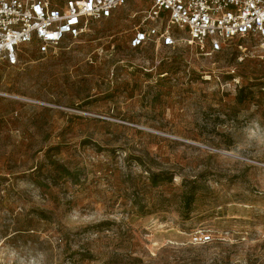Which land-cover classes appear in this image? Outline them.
<instances>
[{
  "label": "rangeland",
  "instance_id": "rangeland-1",
  "mask_svg": "<svg viewBox=\"0 0 264 264\" xmlns=\"http://www.w3.org/2000/svg\"><path fill=\"white\" fill-rule=\"evenodd\" d=\"M139 8L0 64V264H264V53L131 49Z\"/></svg>",
  "mask_w": 264,
  "mask_h": 264
},
{
  "label": "built area",
  "instance_id": "built-area-1",
  "mask_svg": "<svg viewBox=\"0 0 264 264\" xmlns=\"http://www.w3.org/2000/svg\"><path fill=\"white\" fill-rule=\"evenodd\" d=\"M129 2L140 5L129 14L139 18L128 40L131 49L185 43L209 56L235 38L251 37L264 53V0H0V64H17L22 46L33 41L45 55L66 37L86 35L93 21L112 17ZM191 238L206 243L211 236L200 232Z\"/></svg>",
  "mask_w": 264,
  "mask_h": 264
}]
</instances>
